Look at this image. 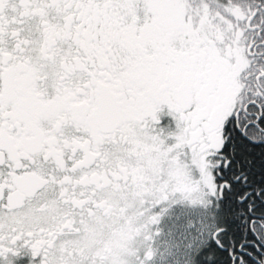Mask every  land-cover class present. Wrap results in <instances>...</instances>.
<instances>
[{
    "label": "snow or ice",
    "instance_id": "6c2138e0",
    "mask_svg": "<svg viewBox=\"0 0 264 264\" xmlns=\"http://www.w3.org/2000/svg\"><path fill=\"white\" fill-rule=\"evenodd\" d=\"M0 264H264V0H0Z\"/></svg>",
    "mask_w": 264,
    "mask_h": 264
},
{
    "label": "flooded vegetation",
    "instance_id": "af4514ba",
    "mask_svg": "<svg viewBox=\"0 0 264 264\" xmlns=\"http://www.w3.org/2000/svg\"><path fill=\"white\" fill-rule=\"evenodd\" d=\"M177 226H178V224L175 220L170 221L167 218L160 225V227L165 231L166 234L168 232L172 231Z\"/></svg>",
    "mask_w": 264,
    "mask_h": 264
}]
</instances>
